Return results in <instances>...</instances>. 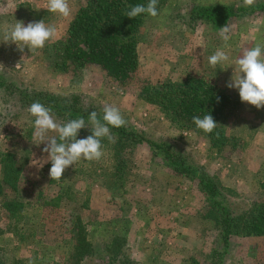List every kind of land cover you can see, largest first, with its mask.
<instances>
[{"label":"rangeland","instance_id":"obj_1","mask_svg":"<svg viewBox=\"0 0 264 264\" xmlns=\"http://www.w3.org/2000/svg\"><path fill=\"white\" fill-rule=\"evenodd\" d=\"M86 1L0 0V160L7 152L20 160L22 187L5 192L25 202L15 224L0 198L5 264H108L114 255L129 264L220 260L224 245L202 216L205 198L197 181L176 175L147 143L124 152L117 175L107 132L78 126L69 141L58 142L65 134L60 120L25 107L14 88L77 95L130 129L176 144L217 180L225 202L241 211L264 202V13L214 31L181 17L197 4L249 0H161L139 31V68L120 83L97 65L79 73L53 69L55 44ZM188 74L205 75L232 95V151L213 149L204 135L176 128L140 95L146 84ZM77 216L93 245L79 263L72 256ZM222 263H264V236L231 237Z\"/></svg>","mask_w":264,"mask_h":264},{"label":"trees","instance_id":"obj_2","mask_svg":"<svg viewBox=\"0 0 264 264\" xmlns=\"http://www.w3.org/2000/svg\"><path fill=\"white\" fill-rule=\"evenodd\" d=\"M160 5L161 0H87L70 21L65 36L55 44L53 69L79 73L88 66L97 65L115 81L129 82L140 65L139 31L147 17ZM262 13L264 0H249L241 4H197L181 18L184 22L199 21L214 31H222L236 18ZM15 87L25 107L60 120L66 135L57 137L58 142L69 141V134L78 126L107 132L104 140L115 162L114 173L117 175L125 166L124 152L147 143L154 156L176 175L197 181L205 198L202 216L212 221L224 245L219 251L220 260L214 256L209 264H223V255L231 237L264 236V202L254 203L241 211L235 210L222 198L217 180L203 165L193 162L183 148L130 129L118 119L106 116L96 106L85 105L77 95L64 96L47 90ZM140 95L158 106L176 128L193 130L207 137L211 148L223 151L231 146L232 151L236 146V141L227 132V123L235 106L233 97L207 76L188 74L180 80L149 83L142 87ZM0 161L1 206L16 224L23 218L25 202L18 195L6 196L5 191L7 188L16 193L20 190L24 169L18 157L11 152L2 155ZM73 228L72 256L79 263L92 254L93 245L80 216L75 219ZM1 255L0 264H5ZM126 260L124 256L114 255L109 263L129 264ZM189 264L204 263L193 258Z\"/></svg>","mask_w":264,"mask_h":264}]
</instances>
